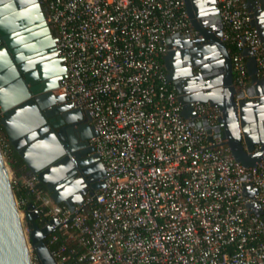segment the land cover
I'll return each mask as SVG.
<instances>
[{
	"label": "built area",
	"instance_id": "obj_1",
	"mask_svg": "<svg viewBox=\"0 0 264 264\" xmlns=\"http://www.w3.org/2000/svg\"><path fill=\"white\" fill-rule=\"evenodd\" d=\"M38 1L65 66L57 92L88 113L104 172V187L73 212L36 176L21 180L44 224L56 221L48 248L65 237L50 250L56 263L264 264V158L245 167L221 138L210 142L206 130L189 126L166 77L167 40L196 34L183 0ZM215 5L233 87L245 93L243 51L264 78V48L241 0ZM193 108L197 122L215 125L220 116L209 104ZM8 143L0 130L5 162ZM10 182L19 186L11 171Z\"/></svg>",
	"mask_w": 264,
	"mask_h": 264
},
{
	"label": "water",
	"instance_id": "obj_2",
	"mask_svg": "<svg viewBox=\"0 0 264 264\" xmlns=\"http://www.w3.org/2000/svg\"><path fill=\"white\" fill-rule=\"evenodd\" d=\"M183 2L196 34L168 39L163 58L181 115L189 126L206 130L210 142L221 138L236 162L255 167L264 158V79L257 78L254 58L245 49L250 84L245 93L236 92L231 58L220 39L222 24L215 0ZM258 36L264 48V37ZM0 41L4 43L0 45V125L27 174L36 176L55 204L73 212L86 194L83 176H91L93 169L102 176L104 172L93 147L73 156L70 152L80 146L72 145L71 131L67 139L63 130H55L66 122L73 123L87 140L95 135L88 113L57 92L65 66L38 0H0ZM195 50L200 59L191 56L185 71L171 69L172 57ZM38 78L41 84L34 85ZM196 102L218 109L215 125L196 121ZM53 115H59L58 121L49 119ZM82 155L84 159L79 160ZM9 170L0 149V264H34V259L36 264H57L47 246L55 219L44 224L32 202L20 212ZM103 187L101 182L93 191ZM248 206L261 215L257 203Z\"/></svg>",
	"mask_w": 264,
	"mask_h": 264
},
{
	"label": "flooded vegetation",
	"instance_id": "obj_3",
	"mask_svg": "<svg viewBox=\"0 0 264 264\" xmlns=\"http://www.w3.org/2000/svg\"><path fill=\"white\" fill-rule=\"evenodd\" d=\"M241 6L242 8L249 14L250 17V24L251 26L257 31V34L260 33L262 37H264V4L261 0H241ZM42 8V7H41ZM43 11V10H42ZM45 16V15H44ZM51 31V30H50ZM52 36L53 33L51 32ZM3 41H0V45H3ZM181 48H183L181 46ZM195 56L196 60L200 59V55L195 50L193 53L188 54H181L180 56H175L170 59V66L173 71H185L187 69V64L190 61L191 56ZM63 64V63H62ZM259 80H262L264 78H259ZM34 85H40L41 81L38 78ZM59 115H53L49 119H53L54 121H58ZM90 124V123H89ZM91 125V124H90ZM76 126L73 125V123H62L58 128L55 130H63L65 138L69 139L68 137V131H71V134L75 137V140L73 142V146H80L78 149H75L74 151H71L70 154L74 156V153H80V150L85 148H91L93 147L90 143V139L87 140L85 138V134L79 130H76ZM94 153V150H93ZM84 156L82 155L79 157V160H83ZM103 177L100 172L97 170H92V175H84L83 176V184H84V190L86 192V195H89L90 193H95L96 191H93L94 187L98 186L101 182H103Z\"/></svg>",
	"mask_w": 264,
	"mask_h": 264
},
{
	"label": "trees",
	"instance_id": "obj_4",
	"mask_svg": "<svg viewBox=\"0 0 264 264\" xmlns=\"http://www.w3.org/2000/svg\"><path fill=\"white\" fill-rule=\"evenodd\" d=\"M43 10V8H42ZM228 46V45H227ZM228 48H230L228 46ZM0 130L6 137L2 127L0 126ZM9 144V143H8ZM6 163L7 166L9 167L10 171L12 172L13 176L18 180L19 186L13 187L16 199L19 201H23V206H26L29 202H34L32 196L25 190L23 187L20 186V182L22 179L28 177L29 175L27 174V169L24 166L23 162L20 160L16 152L13 150L11 145L9 144L8 146V151L6 153ZM40 187L45 189V187L41 184H39ZM61 244H65V237L60 236L56 242V244L52 247H50V250H53V248L58 247Z\"/></svg>",
	"mask_w": 264,
	"mask_h": 264
},
{
	"label": "rangeland",
	"instance_id": "obj_5",
	"mask_svg": "<svg viewBox=\"0 0 264 264\" xmlns=\"http://www.w3.org/2000/svg\"><path fill=\"white\" fill-rule=\"evenodd\" d=\"M7 139V138H6ZM10 171V170H9ZM12 173V172H11ZM36 261V260H35Z\"/></svg>",
	"mask_w": 264,
	"mask_h": 264
}]
</instances>
